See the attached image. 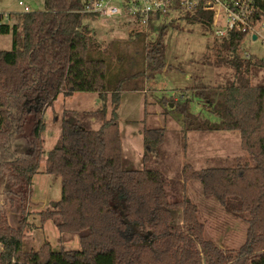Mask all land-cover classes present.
Masks as SVG:
<instances>
[{"label":"trees","instance_id":"16d2710c","mask_svg":"<svg viewBox=\"0 0 264 264\" xmlns=\"http://www.w3.org/2000/svg\"><path fill=\"white\" fill-rule=\"evenodd\" d=\"M44 3L43 10L9 14L13 23L4 22L0 14V34L12 36V47L0 49V169H11L25 200L45 156L44 171L60 177L62 192L40 213L41 222L52 221L63 236L77 235L80 248L66 250L46 241L39 249H29L24 218L12 227L1 214L0 264H199L198 242L216 264H264V82L254 84L247 76L252 69H264V58L243 54L247 34L232 31L216 40L217 64L230 68L232 77L216 87H189L191 97L163 98L166 104L174 103L170 110L183 116L186 129L239 132L243 150L253 158V164L237 158L201 170L186 165L183 170L184 180L201 182L203 193L216 197L226 210L235 216L249 215L245 242L237 251H222L203 238L197 205L186 197L170 198L163 172L126 168L122 161L117 109L124 82L148 80L165 69V35L171 22L152 21L149 29L156 39L123 59L94 37L85 19L99 15L83 12L87 1ZM253 8L254 18L264 19V0H253ZM180 18L208 28L214 12H185ZM113 61L119 71L116 80L109 77ZM138 87L143 89H130ZM78 91L97 92L105 103L95 110H64L61 137L46 153L42 139L46 107L59 94ZM109 96L113 109L107 118ZM195 98L217 120L195 114L191 105ZM30 116L34 119L32 149L18 156L11 146L24 134ZM95 121L100 123L97 129ZM165 141L164 128L143 130L145 164ZM178 209L183 210L188 230L172 223Z\"/></svg>","mask_w":264,"mask_h":264},{"label":"rangeland","instance_id":"374dc122","mask_svg":"<svg viewBox=\"0 0 264 264\" xmlns=\"http://www.w3.org/2000/svg\"><path fill=\"white\" fill-rule=\"evenodd\" d=\"M21 2V3H20ZM44 0H0V14L4 22H14L9 14L24 11L44 9ZM181 13L174 12L164 21L171 22L165 35L166 67L154 78L125 81V90L121 92L120 104L117 109L120 130L122 161L126 168H155L163 172L168 183L166 188L170 198H189L197 205V217L203 223V238L213 241L222 250H239L247 237V213L235 216L226 210L216 197H207L203 193L201 182L184 180L183 170L186 165L192 169L201 170L212 164H225L239 159L241 162L253 164L252 156L243 150L240 134L237 131H200L186 129L183 116L171 111L174 103L163 102V98L179 97L181 94L192 96L187 88L207 85L216 87L232 77L233 71L217 64L214 52L218 37L214 34L215 25L206 28L199 23H189L180 18ZM94 37L117 58L125 59L136 49L139 51L146 41L156 39V34L144 27L136 26L122 18L85 19ZM257 39L247 35L243 43V54L246 53L264 58V30ZM12 47V36L0 34V49ZM118 63H120L118 61ZM109 77L116 80L119 76L116 63L110 65ZM254 84L263 83L264 69H252L249 75ZM134 86L143 87L130 89ZM97 92H74L65 96L59 94L57 99L44 111L46 122L42 134L46 153L51 150L61 137V121L64 110H95L102 104ZM192 110L202 118L217 120L209 113L204 104L196 98L192 102ZM107 118L112 115L113 103L110 96L106 100ZM34 119L28 118L25 132L14 142V150L18 156H25L31 151L33 138L31 135ZM95 121L93 128H99ZM150 127L165 129L166 141L159 152L153 156L150 163L143 161V130ZM45 169V156L40 161V170L33 177L27 201L17 202L7 214L10 215L12 226L21 225L24 218L25 246L29 249H39L46 241L51 245L66 250L80 248L79 237L63 236L50 220L42 223L40 213L49 209L55 201L61 198L62 182L59 176L48 174ZM17 199V198H16ZM9 203L7 207H9ZM6 209V207H5ZM4 209V211H5ZM10 212V213H9ZM174 225L188 227L183 218V210L174 211ZM137 229V227L135 228ZM134 229V230H135ZM128 234L133 235L129 230ZM62 235V237H61ZM198 242V241H197ZM201 250V264H215L207 249L197 243ZM210 257V259H209Z\"/></svg>","mask_w":264,"mask_h":264},{"label":"built area","instance_id":"2783aa9c","mask_svg":"<svg viewBox=\"0 0 264 264\" xmlns=\"http://www.w3.org/2000/svg\"><path fill=\"white\" fill-rule=\"evenodd\" d=\"M83 12L96 13L105 18H122L139 27L149 28L174 12L197 10L214 12V34L222 37L241 31L258 38L264 30V19L254 18L253 0H85ZM21 3V2H20ZM158 17V18H157ZM256 38V39H257ZM246 57L250 54L246 53Z\"/></svg>","mask_w":264,"mask_h":264},{"label":"flooded vegetation","instance_id":"af4514ba","mask_svg":"<svg viewBox=\"0 0 264 264\" xmlns=\"http://www.w3.org/2000/svg\"><path fill=\"white\" fill-rule=\"evenodd\" d=\"M15 140L13 141L12 146H11V150H12V152H14V154H16V151L14 150ZM19 192H20V189L12 178L11 169L7 168V167H3L2 169H0V215L2 214L4 216L7 224L10 226H12V224L10 223V215L11 214H9V215L7 214V216H6L7 208H10L8 210V211H10L12 209V207H14L18 201L21 203H22V201H27V199L24 200L21 197L22 195ZM8 203L10 204L9 207H7ZM5 207H6V209H5ZM4 209H5V211H4ZM12 227H15V226H12ZM2 250H3V244L0 241V254H1ZM221 250H222V248H221ZM222 251H224V250H222ZM233 251H235V250H233ZM200 252H201V250H200ZM209 255H210V253H209ZM201 257H202V254H201ZM209 259H210V257H209ZM213 260L215 261V258H213ZM199 264H201V261ZM211 264H213V263L211 262Z\"/></svg>","mask_w":264,"mask_h":264},{"label":"water","instance_id":"95a60500","mask_svg":"<svg viewBox=\"0 0 264 264\" xmlns=\"http://www.w3.org/2000/svg\"><path fill=\"white\" fill-rule=\"evenodd\" d=\"M256 38H257L256 35H254V36H253V39H256ZM130 225L132 226L133 229L136 228V224H130Z\"/></svg>","mask_w":264,"mask_h":264}]
</instances>
